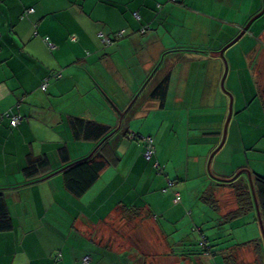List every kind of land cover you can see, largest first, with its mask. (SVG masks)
<instances>
[{
  "label": "crops",
  "instance_id": "0c3cea01",
  "mask_svg": "<svg viewBox=\"0 0 264 264\" xmlns=\"http://www.w3.org/2000/svg\"><path fill=\"white\" fill-rule=\"evenodd\" d=\"M198 1L0 0V117L9 112L22 120L16 127L11 126L9 119L0 124V190L6 196L13 223L11 231L0 232V264H146L147 257L133 256L129 249L101 241L97 231L118 218L131 220L143 214L152 221V211L157 212L158 202L150 199L153 195L170 196L159 195L160 188H164V192L171 191L175 199L177 193L182 196L184 187L179 183L185 175V165L186 170L189 169L191 147H195L194 151L199 147L214 148L217 141L203 142L202 138L221 136L215 114L190 115L189 118L197 120L196 128L191 120L188 124L184 121L179 128L188 136L187 143L169 144L165 152L167 155L176 151L177 145L181 152L184 146L186 160L180 156L179 165H170L174 157L164 159L163 163L159 158L158 146L167 145L160 139L161 132L164 136L178 134L177 123L170 126V108L204 104L214 89L198 76L191 79L182 76L185 68L196 71V67L205 66L206 71L207 65L213 63L209 54L213 49L199 50L202 46L195 41L202 33L209 42L211 39L208 19H204L206 25L202 31L195 9ZM30 9L34 12L28 14ZM177 13L183 14L182 20L174 17ZM146 26L151 30L140 33ZM119 32H125L124 39L111 44L104 42V38H113ZM46 38L55 44V50L48 48ZM182 48L186 51H180ZM166 52L171 53L163 56ZM161 59L158 71L153 73ZM180 62L185 65L183 68H179ZM166 77L170 79L167 95L155 98L154 90ZM46 81L47 90L42 91ZM154 111L162 114L164 123L155 130L148 127L144 135L155 140L157 162L144 157V146L137 157L127 160L128 163L124 162L131 154L118 156V165L105 170L82 197H75L66 190L61 174L30 179L23 171L30 156L46 155L54 168L59 167L58 151L63 146L68 147L71 162L89 155L93 144L73 140L67 124L69 118L79 117L113 129L120 128L112 138L114 145L120 144L122 137L127 138V142L133 141L126 137L131 133L129 127L122 130L127 116L129 120L131 116L133 119L143 117L148 123ZM166 125L167 130H164ZM259 127V135L253 136L256 140L251 145L244 142L246 132L242 136L236 130L233 132L236 138L242 137L239 153L248 159L243 163L233 160L226 167H219L221 177L228 178L247 166L264 178V123ZM195 158L199 175H208L202 164L205 158ZM158 161L165 164L168 171H159L155 167ZM181 166L183 168L178 170ZM169 180L173 181V186L168 189ZM146 197L149 201L143 199ZM159 207V214L167 221L157 231L162 238L172 240L167 247L162 245L165 250L159 259H168L171 264H264V250L259 248V243L236 241L230 234L225 221L227 210L221 212L219 218L225 220H218L220 223L210 239L211 254L206 257L212 258L199 260L192 253L195 251L191 245L192 235L196 234L194 228L200 229L192 224L195 222L191 219L193 212L185 211L180 204L179 207L159 204ZM175 219L176 227L172 223ZM185 222L187 224H183ZM226 236L227 240H223ZM248 243L256 246L254 254L244 249ZM177 246L182 250L180 255L173 249ZM236 251H240L238 255ZM87 257L89 260L85 261Z\"/></svg>",
  "mask_w": 264,
  "mask_h": 264
},
{
  "label": "rangeland",
  "instance_id": "374dc122",
  "mask_svg": "<svg viewBox=\"0 0 264 264\" xmlns=\"http://www.w3.org/2000/svg\"><path fill=\"white\" fill-rule=\"evenodd\" d=\"M262 8L263 0H232L231 4L229 2L221 3L218 0H199L197 2L195 9L199 13L200 20L202 22V31L204 30V19H208L207 26L209 27L208 32L210 33L211 39L209 42L205 33H202L195 38V41L202 46L199 50L205 51L204 49H213L211 53H209L210 60L213 61V63H209V65H207L208 68L206 71L204 70L205 66L196 67V71L185 68L182 76L187 79L188 77L191 79L198 76L202 79L201 81L210 83V87L214 89L211 90L212 95L210 99H206L204 104L202 103L198 106L192 107L184 105L182 106L183 108L181 107L180 109H177L174 106L170 108V126L173 123H177L178 134H166L164 136L163 131L161 132L160 139L166 142L167 145L160 144V146H158L159 158L162 162L166 158L174 157V162L173 159H171L170 165H175L177 163V165H179L181 163L180 156L185 157L186 160V147L181 146L182 150L180 152V149L178 150V148H180L178 145L187 143L188 136H184L182 134L184 131L180 132L179 128L184 121L188 124L189 120H191L190 123L193 128H196L194 125L197 120H195L194 117L192 119L189 118L190 115L196 117V114H215V119H217V124H219L218 132L221 133V136L219 137L217 135L202 138L203 142H206V140L217 141L214 148H210V146L199 147V149L194 151L195 147H191L189 153V169L186 170L185 165V175L181 179L179 178L181 181L179 185L184 187V191L182 193L180 191L182 195L181 197L183 198L182 201H179L178 203L171 191L164 192V188H162L163 190L160 188L158 192L159 195L169 194L170 196L153 195L150 199L158 202V207L156 208L157 212L152 211V213L154 212L152 221L146 219L143 214H135L137 216H133L131 220L126 219L127 217H125V219L118 218L114 222L98 228L97 234L101 241L114 243V247L117 248L129 249L133 253V256L147 257L146 264H171L172 261L168 259H159L163 256L162 251L165 250L162 248V245L167 247V243L171 244L172 242L170 239L167 240V238H162V234L157 231V228L161 229V227H164V224H166L167 221L166 217L159 214V204L162 207H179L180 204V206H183L185 211L193 212V216L191 217V219L195 221L192 223L193 226L196 225L202 227L205 231L204 234L209 239L212 238V234L216 231L215 227L220 223L218 220H223L224 218H219V216L221 217V213L213 208V204L208 203L202 198L204 194L208 193L207 191L210 190L209 187L217 183L214 179L216 177L222 178L219 175V167L223 166L224 168L226 167L225 165H229L233 160L235 162L243 163L248 159L245 155H241L239 153L241 145L243 144L242 137H239V139L236 138L235 135H233V132L236 130V132L241 133V136L244 132H246L244 142H248V145H251L256 140V137L253 136L259 135L260 129L257 128H260L259 126H261V123H264V15L253 23L249 31L236 44L226 50L224 59L217 55H220V51L240 34L248 20L258 14ZM158 9L160 10V8ZM174 17H178L182 20L183 14L177 13ZM214 52L216 53L215 56L212 55L215 54ZM224 60H226L228 64V75L225 80V86L222 88L221 80L225 72ZM184 66L183 62H180L179 68H183ZM230 96L233 98V114L228 127L227 138L222 149L216 153L212 159L209 172V158L219 147L223 139L224 126L229 116ZM99 115L100 119H102L101 113H99ZM143 120L146 119L143 117L133 119L132 116L129 120L127 116L124 121L125 125L122 130L129 127V131H131L132 134L137 135L136 140L131 142L128 141V143L126 141L127 138L122 137L120 144L114 143V145L113 139L109 140L108 144L115 155L117 154V156L121 157L127 155L128 153L131 154V157L127 155L124 163H128L127 160L137 157L140 153L139 150L141 146H143L144 138L146 137L144 135V132H146L145 130H147L148 127L155 130L157 127H161L164 123L160 112L150 113L148 118V121L150 120V122L148 123H145ZM154 120H159L160 122H154ZM129 121L131 125H129ZM211 122L213 121L211 120ZM153 123L154 125H152ZM165 129L167 130V125L164 127V130ZM210 129L212 131L214 130L213 127ZM194 136L195 135L191 138L194 139ZM174 142L175 144H178L177 147H175L178 151L172 150L171 153L166 155L165 152L168 151V148L170 147L168 145H173ZM90 146H92V144H90ZM114 147H116V149ZM134 147H137V152H134ZM210 149L212 150L210 151ZM202 156L205 158L202 162V164L204 163V172L206 174L208 173V175H203V177L199 175L198 169H196L198 162L197 158H195ZM156 159L157 156L153 159V162H157ZM161 162L159 163L166 172L167 166ZM182 168L183 167L181 166L178 170H181ZM244 169L251 172L250 168L247 166H245L243 170ZM159 173L161 174V172ZM179 174H181L180 171ZM186 175H188L187 178H189L188 182L186 180ZM233 175L230 174L229 177L231 178ZM154 176H157V173L154 172ZM229 177L223 179H230ZM61 179L63 180L62 177ZM187 188L189 192H187ZM223 188L224 187L213 186L212 190H215L217 198L221 197V195L225 196L222 192V190H225ZM153 190L155 191L154 187ZM226 194V197L229 200L232 195L229 191ZM138 199H141V197H138ZM143 199L145 201H149V197ZM223 205L230 206L231 202L228 203L224 200ZM248 214L245 213L242 218L229 222L226 225V228L230 230V234L233 235V238L236 239V241H250L251 245L253 242L258 241L260 244L259 248H263L264 250V239L257 220V212H251L250 215ZM198 216L199 219L197 220ZM172 223H174L176 227L178 225L177 219L174 221L172 220ZM169 224L171 223L169 222ZM183 224H187V222ZM217 231H219V228ZM198 236L199 234L192 235L193 241L191 244L192 249L197 251L200 250L197 242ZM227 237L228 236L224 237L223 240H227ZM250 244L245 245L247 248L244 247V249L248 250V253L251 251L252 254H254V248H256V246L252 247ZM168 248L172 249L170 246ZM179 248L180 246L173 248L177 255H180L182 251ZM238 252L240 251H236V255H238ZM233 253H235L234 250ZM195 257L199 260L212 258V256L206 257V255L200 253H196Z\"/></svg>",
  "mask_w": 264,
  "mask_h": 264
},
{
  "label": "trees",
  "instance_id": "16d2710c",
  "mask_svg": "<svg viewBox=\"0 0 264 264\" xmlns=\"http://www.w3.org/2000/svg\"><path fill=\"white\" fill-rule=\"evenodd\" d=\"M170 1L172 3H178V0H170ZM150 30L151 27L146 26L143 27L142 30H140V33L145 34L148 33ZM124 37H125V32L123 33V36L120 37L119 39H116V37L114 36L112 39V43L124 39ZM180 51H186V49L182 48ZM195 51L199 52V50H195ZM167 53H171V52H166L163 54V56L167 55ZM161 63H162V59L155 66L153 73H155V71L156 72L158 71ZM169 80H170L169 77H166L161 82L158 83L156 89L152 94L155 98H159V99L165 98L168 92ZM133 104L132 106H130L128 112H130V110L132 109ZM124 113L125 112L121 113V116L124 115ZM4 120L5 118L2 120V122ZM67 124L70 128V131L72 133V138L74 141L89 142L93 144V149L89 153L90 155L92 152L95 151L93 155L87 160L71 162L69 149L67 146H63L58 151V157L60 162L59 167L54 168L52 161L46 155L39 157L30 156L28 160V164L23 169V171L26 177L30 179H40L41 177L51 178L57 174H62L66 190L75 197H82L96 184V182L99 180L100 176L105 170H107L110 167H115L118 165L119 158L117 154L115 155L113 153L108 143L109 140H111L121 130L120 128L113 129L107 125L79 117H72L67 119ZM126 137H128L130 140L133 141L137 139V135L132 133L128 134V136ZM145 139H147V141H145ZM148 140L151 141V145L154 148L156 155L157 149L155 145V140L151 136H146L144 138V144H143L144 153L148 146ZM159 166H160L158 169L159 171L164 170V168L161 167L160 163ZM239 171L240 170H238V172ZM238 172H236L231 178H233ZM251 174L254 183V191L257 196L260 213L264 223V178L257 176L253 172H251ZM223 178L224 177L222 178L216 177L214 180L217 183L209 187L210 190L207 191L208 193L204 194L202 199H205L208 203L213 204L214 206L213 208L216 209L219 213L227 210L228 213L227 214L225 213L226 220L225 219L224 220L227 221L228 223L235 219L242 218L245 213L251 214V212L252 213L257 212L252 189L247 176L245 174H242L237 179L229 182L222 180ZM213 186L224 187L223 189L225 190H222V192L225 194V196L221 195V197L217 198L215 190L214 189L212 190ZM169 188L170 187L168 186V189ZM228 191L232 195L230 196L229 200L226 197L227 195L226 193ZM224 200L228 203L231 202V205L224 206L223 205ZM180 201H182L181 197H180ZM257 220H258V215H257ZM12 228H13V223L7 205L6 196L2 192V190H0V232H9L12 230ZM199 228L201 230L198 229V227L197 228L195 227L194 232H196V234H199L200 236L198 240V246L200 247V250L199 251L195 250L192 253L194 255H196V253L209 255L211 254V248H212L210 239L204 234L205 233L204 229L200 226ZM202 241H206V244L202 245L201 244ZM253 243L257 245L258 241H255ZM87 260H89L88 257L85 259V261Z\"/></svg>",
  "mask_w": 264,
  "mask_h": 264
},
{
  "label": "water",
  "instance_id": "95a60500",
  "mask_svg": "<svg viewBox=\"0 0 264 264\" xmlns=\"http://www.w3.org/2000/svg\"><path fill=\"white\" fill-rule=\"evenodd\" d=\"M263 15H264V0H263V8H262V10L258 14H256L254 17H252L249 20V22L244 26V28L242 29L240 34L220 51V56L223 59H224V54H225L226 50L229 49L234 44H236L249 31V29L253 25V23L255 21H257L258 19H260ZM224 63H225V72H224L223 78L221 80L222 88H224V86H225V80H226L227 75H228V64H227L226 60H224ZM230 98H231V100H230V107H229V116H228V118L226 120V123H225V126H224L223 139H222V142L219 145V147L211 154V156L209 158V162H208V170H209V172H210V165H211L212 159L214 158L216 153H218L222 149V147L225 144L226 138H227L228 127H229L230 121L232 119V114H233V98H232V96H230ZM94 152H92L89 156H87L84 159L79 160V161H83V160L89 159L93 155ZM242 174H245L247 176L248 181L250 183V186H251V189H252V193H253V197H254V201H255L256 211H257V215H258V222H259V225H260V228H261V231H262V235H263V239H264V223H263L262 216H261V213H260V208H259V205H258L257 196H256V193L254 191V183H253V178H252L251 172L249 170H245L244 169V170L239 171L233 178H231V179H222V180H225V181H228V182L229 181H233V180L237 179Z\"/></svg>",
  "mask_w": 264,
  "mask_h": 264
},
{
  "label": "built area",
  "instance_id": "2783aa9c",
  "mask_svg": "<svg viewBox=\"0 0 264 264\" xmlns=\"http://www.w3.org/2000/svg\"><path fill=\"white\" fill-rule=\"evenodd\" d=\"M31 12H34V10L33 9H30V10H28L27 11V13L29 14V13H31ZM137 17V16H136ZM123 33L124 32H120V33H118V34H116L115 35V37H116V39H119L120 37H122L123 36ZM112 39L113 38H110V37H107V38H104V42L106 43V44H111L112 43ZM44 42L46 43V45L48 46V48L50 49V50H55L56 49V46H55V44L54 43H52L51 41H50V39L49 38H46L45 40H44ZM57 77V76H56ZM47 86H48V82L46 81L45 82V84L42 86V91H46L47 90ZM9 119L10 120V124L13 126V127H16V126H18L20 123H21V118H20V116H17V115H12V114H10L9 112L8 113H6L4 116H1L0 117V124H1V122H2V120L3 119ZM145 141H147V139H145ZM155 155V150H154V148L152 147V145H151V141L150 140H148V146H147V148H146V151H145V153H144V157L148 160V161H150L152 158H153V156ZM155 167L157 168V169H159V163H156L155 164ZM173 186V182H171V181H169V187L171 188ZM176 200L177 201H180V195L177 193L176 194ZM201 244L202 245H205L206 244V241H202L201 242Z\"/></svg>",
  "mask_w": 264,
  "mask_h": 264
}]
</instances>
